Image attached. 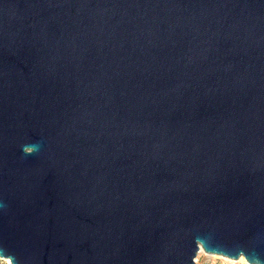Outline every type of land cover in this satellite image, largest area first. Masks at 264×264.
<instances>
[{"label":"water","instance_id":"water-1","mask_svg":"<svg viewBox=\"0 0 264 264\" xmlns=\"http://www.w3.org/2000/svg\"><path fill=\"white\" fill-rule=\"evenodd\" d=\"M264 264V0H0V258Z\"/></svg>","mask_w":264,"mask_h":264},{"label":"rangeland","instance_id":"rangeland-1","mask_svg":"<svg viewBox=\"0 0 264 264\" xmlns=\"http://www.w3.org/2000/svg\"><path fill=\"white\" fill-rule=\"evenodd\" d=\"M0 264H9L0 258ZM195 264H248L245 260H232L219 255L206 254L204 251L199 252L195 258Z\"/></svg>","mask_w":264,"mask_h":264},{"label":"bare ground","instance_id":"bare-ground-1","mask_svg":"<svg viewBox=\"0 0 264 264\" xmlns=\"http://www.w3.org/2000/svg\"><path fill=\"white\" fill-rule=\"evenodd\" d=\"M202 251H203V249L200 247L199 252H202ZM240 259H241V260H244L243 257H241ZM4 260H5L7 263L11 264L10 261H9L8 259H4Z\"/></svg>","mask_w":264,"mask_h":264}]
</instances>
